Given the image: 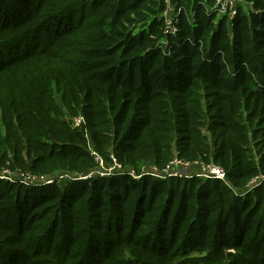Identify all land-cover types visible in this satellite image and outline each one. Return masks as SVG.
Listing matches in <instances>:
<instances>
[{
  "label": "trees",
  "instance_id": "obj_1",
  "mask_svg": "<svg viewBox=\"0 0 264 264\" xmlns=\"http://www.w3.org/2000/svg\"><path fill=\"white\" fill-rule=\"evenodd\" d=\"M171 1L175 35L160 0H0V158L83 177L89 146L126 169L174 156L231 188L0 181V264H264V182L242 193L264 176V0L218 20L215 0Z\"/></svg>",
  "mask_w": 264,
  "mask_h": 264
},
{
  "label": "built area",
  "instance_id": "obj_2",
  "mask_svg": "<svg viewBox=\"0 0 264 264\" xmlns=\"http://www.w3.org/2000/svg\"><path fill=\"white\" fill-rule=\"evenodd\" d=\"M161 4L163 5V10H162V19L164 23V34L165 35H175L177 32L176 26L178 23V18L181 13V9L176 8L171 0H160ZM233 0H215V6L214 10L221 14L222 16L227 15L229 18L233 17L237 13L236 7L233 6ZM81 122V119H79V123ZM114 160V167L113 168H121V165H119L115 159ZM201 161H194V163H188L186 161H180L177 159V157H173L170 162L162 168L159 167H154L151 172H146L141 169V167L138 169L137 172H130L129 175L134 179V180H139L144 176H149L154 179H169V178H175L178 176V173L172 169V167L177 168L178 166H193V165H202L203 170L195 175H190L189 178L197 177V178H202L206 180H217L221 181L225 185H229L226 179V174L225 171L218 165L214 163H203ZM203 163V164H202ZM119 166H118V165ZM205 164V165H204ZM120 170L117 171H108L107 173H97L99 176L104 177V176H114L117 174H120ZM135 173V174H134ZM94 172L88 173V175L83 176V177H74L68 174L60 175V177H53L51 178L50 176H42L39 180V182L36 183V185L32 184V186H45L49 184H53L54 182L57 181H70V180H86L87 178L92 177ZM7 180V181H12L11 179H8L6 175L0 171V180ZM23 182V181H21ZM262 182H264V176H256L252 180H250L246 187L249 186V190H252L259 186Z\"/></svg>",
  "mask_w": 264,
  "mask_h": 264
},
{
  "label": "rangeland",
  "instance_id": "obj_3",
  "mask_svg": "<svg viewBox=\"0 0 264 264\" xmlns=\"http://www.w3.org/2000/svg\"><path fill=\"white\" fill-rule=\"evenodd\" d=\"M232 4L234 7H236V9L238 7H242V10H244V12H246L251 6L250 3L246 2L245 0H233ZM221 17H222V15L217 13L215 19L218 20ZM79 119H81L80 123H79ZM64 120L67 123H69L72 128H76V129H80L85 124L84 118H83L81 113H79L78 115L73 116V117L66 115L64 117ZM89 151H90L91 157L93 158V161L96 163L95 168L91 170V172L96 173L93 175L94 177L99 176L97 173H107L110 170H112V171L120 170L119 171L120 174H117V175H128V176H130L129 175L130 172H134V171L137 172L141 166H142L141 169L143 168V170H145L146 172H151L153 170V168L155 167L153 164L149 163V164L140 165L137 169H128V168L126 169L124 167L113 168L114 167V164H113L114 160L113 159H115L113 155H110L111 163H109V162L104 161L103 160L104 158L102 159L97 153L93 152V150L90 146H89ZM180 161H182V160H180ZM197 161H199V160H197ZM186 162L194 163V161H186ZM26 163L27 162L25 161L24 164H26ZM172 169L178 173V176L175 177L176 179H191V178H189V176L195 175V174L201 172L203 170V166L202 165L178 166L177 168L172 167ZM0 171L3 172L8 179L12 180V181H7V180L1 179L0 181H6V182H9L10 184H13V185H20V186L24 187L25 189L26 188H32V187H39V186H32V184L36 185V183L39 182L38 179H40L42 176H44L42 174L33 173V172H31V170H27V169H24L23 167L18 166L16 164V162L13 160V155H12V152H10V151L7 152V157L4 160L0 158ZM91 172H89V173H91ZM64 174L72 175L69 173L61 172V173H57L56 175H45V176H50L51 178H53V177H60V175H64ZM99 177H101V176H99ZM104 177L106 178V177H111V176H104ZM165 180H168V179H165ZM21 181H23V182H21ZM54 183H59V185L62 186L63 184H65V181H57ZM246 185L244 186L242 193H247V192H250L253 190L252 189V190L248 191L250 187L249 186L246 187ZM40 186H42V185H40ZM228 186L231 188L230 185H228ZM240 192H236V194H238ZM224 262H225V260H224Z\"/></svg>",
  "mask_w": 264,
  "mask_h": 264
}]
</instances>
